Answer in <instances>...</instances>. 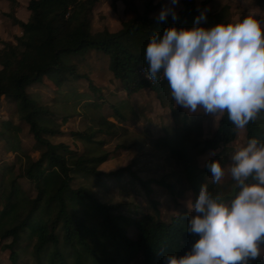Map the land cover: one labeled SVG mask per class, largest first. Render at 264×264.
I'll return each instance as SVG.
<instances>
[{"label":"trees","instance_id":"1","mask_svg":"<svg viewBox=\"0 0 264 264\" xmlns=\"http://www.w3.org/2000/svg\"><path fill=\"white\" fill-rule=\"evenodd\" d=\"M97 1L28 0L26 21L16 15L19 0H10L11 9L5 12L22 33L15 35V42L0 35V99L15 101L14 118L28 126L33 146L39 152L34 158L22 148L21 126L14 118L1 122L0 141L6 151L14 154L11 161L0 164V247L7 251L9 264H20L22 258H26V264H133L139 253L143 264H164L166 255H183L190 249L198 237L187 231L190 214L186 209L163 216L154 199H150V209L143 211H138L133 202L102 201L96 188L104 185V175L119 180L128 174L147 196L156 184L167 189L174 201L188 189L194 200L201 184L226 201L238 191L237 183L213 182L205 167L212 159L222 161L224 149L236 139V127L227 114H221L214 132L204 138L200 117L179 110L167 81H148L139 73L142 66H147L144 48L149 36L157 31L162 34L165 27L173 24L191 27L194 17L211 0H203L200 7L196 0H182L175 21L170 15L157 21L152 15L156 8L153 0H146L143 10L138 0H121L132 12L121 28L93 31ZM256 1L264 7V0ZM227 8L216 13L205 11L206 19L200 24L227 23ZM92 51L107 57L108 69L117 81L116 88L108 93H103L89 74L81 71ZM81 78L87 81L91 93L78 89L76 82ZM46 79L55 86V102L51 104L43 103L37 93L29 91L32 85ZM144 89L154 92L173 116V125L166 127L155 145L168 150L177 168L159 178L147 179H141L129 165L110 171L100 169L110 154L104 145L112 137H119V147L138 142L121 123L137 117L135 111L126 107V99L112 98L118 91L130 95ZM57 102L60 105L55 106ZM107 103L120 122L105 113ZM60 107L64 114L57 112ZM73 112L82 113L86 120L83 130L71 132L82 148L53 140L64 134L61 126ZM244 128L246 143L251 137L264 142V126L255 117ZM206 150L218 151L200 167L195 156ZM21 178L30 182L33 190L24 188ZM120 187L126 190V186ZM126 206L137 216L124 210ZM130 225L136 229L135 237L128 233ZM249 264H264V259L257 257Z\"/></svg>","mask_w":264,"mask_h":264},{"label":"clouds","instance_id":"2","mask_svg":"<svg viewBox=\"0 0 264 264\" xmlns=\"http://www.w3.org/2000/svg\"><path fill=\"white\" fill-rule=\"evenodd\" d=\"M178 2L169 0L155 19L177 20L171 5ZM205 19L201 10L191 27L173 24L151 34L144 48L145 76L163 77L175 104L189 112L226 113L237 128L244 127L264 109V24L256 13L210 26L200 24ZM231 160L238 191L226 201L201 184L187 203L193 213L187 231L198 238L183 255H166L164 264H249L264 255V142L249 138ZM205 167L213 182L224 176L218 159Z\"/></svg>","mask_w":264,"mask_h":264},{"label":"rangeland","instance_id":"3","mask_svg":"<svg viewBox=\"0 0 264 264\" xmlns=\"http://www.w3.org/2000/svg\"><path fill=\"white\" fill-rule=\"evenodd\" d=\"M19 1L20 6L17 9V15L20 19L27 20L29 16V11L27 9L28 0ZM202 1L203 0H196V5L200 7ZM145 2L146 0H138L140 10L144 9ZM153 3L156 5L155 10L152 12L153 16H156L162 7L170 6L169 0H153ZM171 6L178 12L182 8V0H179L178 4ZM225 6L228 7V14L226 16L228 22L239 20L244 13H256L259 17L264 18V7H259L256 0H211L204 5V10L216 13L220 12ZM10 9V0H0V35L6 41L15 42L14 37L17 33H21V28L14 25L11 18L5 15V12L10 11ZM131 15L132 12L125 7L121 0H98L94 8L92 30L98 31L107 28L110 31H116L121 28L122 22ZM261 23L264 24V20ZM0 46H2L1 43ZM107 64L108 59L104 54L92 51L87 55L84 61V67L81 70L89 74L93 83L100 87L103 93H108V91L115 89L117 84ZM76 85L80 91L91 93L86 80L81 78L76 82ZM29 91L37 93L45 104L55 102V86L48 79L44 82L32 85ZM117 98L126 99L128 102L126 107L131 106L136 113L137 117H129L121 123L131 132L133 139L138 142L132 143L131 145L129 144V147H119L117 145L119 137H112L109 142L104 145L105 149L109 151L110 154L109 158L100 165V169L110 171L129 165L132 170L136 171L141 179H147L149 177L159 178L163 174L175 170L177 164L174 158L170 156L168 150L157 148L155 145V140L165 134L166 127L174 123L170 110L167 107H163L155 96V93L149 89H144L130 95L124 91H118L116 96L112 99L115 101ZM55 104V106L60 105L59 102ZM177 106L181 112L200 117L202 137L204 138L210 136L214 132L221 117V114H206L201 109L189 112L187 109L179 105ZM15 109L16 103L14 100L6 97L0 99V128L3 120L14 118ZM104 111L108 114L110 119L120 122L111 112L108 103L104 106ZM57 112L64 114L62 108ZM255 118L264 126V109L259 110ZM13 120L16 119L14 118ZM58 120L61 121L62 119L59 118ZM17 123L21 126L19 139L22 148L36 158L39 152L33 146L34 139L28 131V126L24 122L17 121ZM85 126L86 120L83 119L82 113L73 112L68 120L61 126L64 134L53 138V140L56 142L64 141L72 148H82L81 142L73 140L71 132L83 130ZM236 130V139L224 149L223 162L220 161L222 166H224V176L219 181L220 183H227L230 181L231 183H236L230 174V166L233 163L231 155L236 148L246 143L245 128L236 127ZM217 151L218 150H206L204 152H198L195 156L196 163L202 167L207 158L214 156ZM13 156L14 154L5 150L3 143L0 141V164L5 160L11 161ZM209 178L211 179V175ZM102 179L104 185L96 188V194L102 201H126L130 204L133 202L137 203L138 211H143L150 209V199H154L158 201V207L163 216L178 213L184 209H186L190 215L193 214L187 207L188 201L193 200V194L190 189L186 190L183 196L176 198L174 201L167 189L160 188L156 184L152 185L154 191L150 196L145 195L140 190L139 184L128 174H124L119 180H115L106 175L102 176ZM20 182L27 190H33L32 185L26 179L21 178ZM120 185L126 186V190L121 189ZM123 209L126 211L129 210L127 206ZM129 212L135 217L137 216L133 210H129ZM128 233L130 236L135 237L136 229L130 225L128 226ZM262 247L264 246L262 245ZM258 257L264 259V255H259ZM8 261L7 251L0 247V264H9ZM19 263L26 264V258H22ZM133 264H143L142 254L139 253L136 255Z\"/></svg>","mask_w":264,"mask_h":264},{"label":"built area","instance_id":"4","mask_svg":"<svg viewBox=\"0 0 264 264\" xmlns=\"http://www.w3.org/2000/svg\"><path fill=\"white\" fill-rule=\"evenodd\" d=\"M147 66H142L141 68H140V70H139V73H140V75L143 77V78H145L146 80H148V81H151V80H149V79H147L146 78V76H145V68H146ZM163 77H161L160 79H162Z\"/></svg>","mask_w":264,"mask_h":264},{"label":"crops","instance_id":"5","mask_svg":"<svg viewBox=\"0 0 264 264\" xmlns=\"http://www.w3.org/2000/svg\"><path fill=\"white\" fill-rule=\"evenodd\" d=\"M28 9V8H27ZM18 11V10H17ZM29 11V10H28ZM16 15H17V12H16ZM18 16V15H17ZM19 17V16H18ZM29 17V16H28ZM20 18V17H19ZM24 21H26V20H24ZM18 26V25H17ZM18 27H20V26H18ZM21 28V27H20ZM21 33H22V28H21ZM21 33H17L16 35H20Z\"/></svg>","mask_w":264,"mask_h":264}]
</instances>
